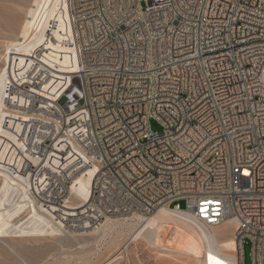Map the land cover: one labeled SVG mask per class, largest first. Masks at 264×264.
I'll return each mask as SVG.
<instances>
[{"label": "built area", "instance_id": "2783aa9c", "mask_svg": "<svg viewBox=\"0 0 264 264\" xmlns=\"http://www.w3.org/2000/svg\"><path fill=\"white\" fill-rule=\"evenodd\" d=\"M69 4L80 66H11L0 167L63 232L167 207L234 221L241 264L245 241L264 264V0Z\"/></svg>", "mask_w": 264, "mask_h": 264}, {"label": "rangeland", "instance_id": "374dc122", "mask_svg": "<svg viewBox=\"0 0 264 264\" xmlns=\"http://www.w3.org/2000/svg\"><path fill=\"white\" fill-rule=\"evenodd\" d=\"M146 1L149 0H141V7L146 6ZM33 2L0 0V148L8 137L4 125L9 123L5 111L9 86L2 89L6 81L7 48L16 39ZM52 63L59 65L58 61ZM55 81L51 80L47 85ZM149 125L153 131H161L156 120H150ZM179 205L185 208L183 202ZM122 218L129 220L109 225L98 234L76 236L63 232L26 194L25 185L0 167V264H197L174 246L173 223L161 226L156 243L143 238L132 241L141 222L134 220L135 216ZM228 223L214 228L220 232V242L229 238L235 241V224ZM242 252L243 264H252L249 242H244Z\"/></svg>", "mask_w": 264, "mask_h": 264}, {"label": "bare ground", "instance_id": "6f19581e", "mask_svg": "<svg viewBox=\"0 0 264 264\" xmlns=\"http://www.w3.org/2000/svg\"><path fill=\"white\" fill-rule=\"evenodd\" d=\"M69 5V0H34L33 5L26 13V19L19 28L17 37L15 36L16 39L10 42L7 48L5 58L7 66L4 71L6 81L2 85L3 90L10 84L9 77L10 73L13 72L11 66L14 67L17 60L22 63L24 57L31 56L37 51H40L42 60L56 70L53 75L56 81L58 78L57 70L60 74L65 75L75 73L78 70L80 63ZM48 35L51 36L50 39L47 38ZM57 61L58 66L52 63ZM3 93L2 91V98ZM90 184L91 173L79 177L74 183L71 190L72 194L80 201L79 204L88 200ZM135 219L140 221L141 225L134 233L132 241L143 238L156 243L159 239L158 231L161 226L173 223L175 225L172 228V234L175 238L174 246L179 253L190 257L195 263L241 264L240 247L233 239L218 241V237L221 235L220 232L214 231L215 227L206 226L202 222L196 221L186 211L177 212L164 207L148 218L143 219L140 216H135ZM50 220L51 223H56L52 219ZM121 220L127 221L129 219L107 218L96 231L74 234L76 236L98 234L108 228L109 225L119 224L118 222ZM228 222L229 225L235 224L234 221ZM109 264H113V262Z\"/></svg>", "mask_w": 264, "mask_h": 264}]
</instances>
